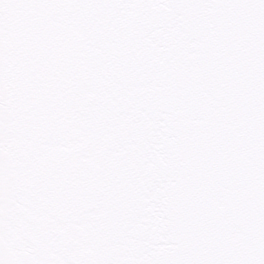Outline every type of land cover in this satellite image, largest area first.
I'll return each mask as SVG.
<instances>
[{"label":"snow or ice","instance_id":"snow-or-ice-1","mask_svg":"<svg viewBox=\"0 0 264 264\" xmlns=\"http://www.w3.org/2000/svg\"><path fill=\"white\" fill-rule=\"evenodd\" d=\"M0 264H264V0H0Z\"/></svg>","mask_w":264,"mask_h":264}]
</instances>
